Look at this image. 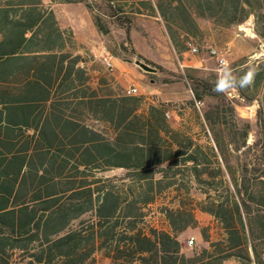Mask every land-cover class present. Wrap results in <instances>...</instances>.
<instances>
[{"label":"trees","instance_id":"16d2710c","mask_svg":"<svg viewBox=\"0 0 264 264\" xmlns=\"http://www.w3.org/2000/svg\"><path fill=\"white\" fill-rule=\"evenodd\" d=\"M49 2L0 0V264H12L16 251L21 264H91L97 251L111 264H222L233 257L249 264L244 219L251 232L252 216L242 199L243 212L235 200L233 214L223 202L217 211L202 209L225 236L210 242L202 233L209 249L190 257L181 253L177 236L195 222L191 211L165 210L171 232L144 226V207L175 188L181 166L204 185L217 176L209 172L204 148L172 129L162 106L144 111L140 98L107 90L100 79L94 85L87 60L78 53L85 47L59 26L51 5L83 2L96 29L107 33L92 7L85 0ZM105 2L103 16L124 25L128 39L133 17H160L177 52L200 36L199 20L229 28L251 18L254 34L264 41V0ZM260 67L264 70V63ZM255 79L262 82L264 71ZM259 114L263 131L264 94ZM204 120L210 123L209 117ZM211 140L223 154L219 137L211 134ZM208 151L215 158L212 148ZM115 169L124 175L103 176ZM224 170L240 196L243 179L227 164ZM217 171L222 180L221 167ZM263 176L257 178L262 187ZM209 192L207 200L214 204ZM184 213L188 219L180 223L176 218ZM251 249L254 263L261 264Z\"/></svg>","mask_w":264,"mask_h":264},{"label":"rangeland","instance_id":"374dc122","mask_svg":"<svg viewBox=\"0 0 264 264\" xmlns=\"http://www.w3.org/2000/svg\"><path fill=\"white\" fill-rule=\"evenodd\" d=\"M85 1L92 7L94 15L100 17L107 33L102 34L96 29L92 14L83 2L61 4L55 9L59 26L71 30L75 42L85 47V52L78 53L87 60L94 85L100 79L108 83L107 90L121 94L129 86L137 87L138 94L131 97L141 99V109L145 111L149 105L162 106L168 114L166 119L172 129L204 148L206 160L209 161V172L217 176L211 185H204L194 181L189 170L181 166V174L176 176L179 180L175 188L165 190L152 204L144 207V226L171 232L165 210L175 211L182 206L183 211H191L195 222L177 236L181 253L190 257L201 249H209L210 242L220 241L225 236L220 223L202 209L217 211L218 203L223 202V209L233 214L235 200L239 202L240 211L243 212L242 199L247 204L246 211L249 210L252 216L251 232L244 219L249 264H255L251 248L255 249L256 255L261 258V264H264V208L255 205V202L264 205V186L259 185L257 179L264 175V130L260 127L263 115L259 114L264 80L257 83L254 79L251 87L241 89L248 96L247 99L240 95L238 89L218 94L214 91L218 63L208 54L209 50H216L219 56L229 61L236 75H241L249 67L258 68L257 75L263 72L260 63H264V41L254 34L252 19L229 28H219L210 21L199 20L202 29L200 36L187 41L185 47L177 52L160 17H133L128 39L124 25L103 16L106 14L105 0ZM49 3V0H44L45 5ZM76 5L80 6L74 8ZM81 7L84 11L80 10ZM188 43L195 46L200 56L205 58L202 66L193 63L198 58L188 52ZM104 52L113 57V63L118 59L124 65L125 88L116 82L115 69L107 71L101 64L100 57ZM193 66L205 69H195ZM162 94L169 101L163 102ZM196 101H201L199 108L195 106ZM204 116L210 118L209 124L205 122ZM87 123L95 128H102L101 124L93 120H88ZM211 134L219 137L223 154L214 148ZM208 148H212L215 158ZM226 164L231 167L235 176L243 179L238 187L240 196L230 185L224 170ZM163 167L165 165L156 169ZM218 167L222 170V180L218 176ZM124 173L121 169H115L103 176L121 177ZM161 176L160 173L155 175L156 178ZM202 179L210 180L207 176ZM208 191L215 199L214 204L207 200ZM176 219L182 223L188 219L187 213ZM77 224L78 221L74 226ZM202 233L208 236L210 242L204 239ZM190 239L194 240L191 246L188 244ZM21 263V252H14L12 264ZM91 264H111V261L103 252L97 251ZM222 264H242V261L233 257Z\"/></svg>","mask_w":264,"mask_h":264},{"label":"clouds","instance_id":"9594fccd","mask_svg":"<svg viewBox=\"0 0 264 264\" xmlns=\"http://www.w3.org/2000/svg\"><path fill=\"white\" fill-rule=\"evenodd\" d=\"M259 69L249 67L241 75H236L227 59H221L216 68V80L214 91L218 94H226L233 89H247L252 86Z\"/></svg>","mask_w":264,"mask_h":264},{"label":"built area","instance_id":"2783aa9c","mask_svg":"<svg viewBox=\"0 0 264 264\" xmlns=\"http://www.w3.org/2000/svg\"><path fill=\"white\" fill-rule=\"evenodd\" d=\"M188 52L193 56V57H197V61L202 64L205 62V58L200 56L199 54V51L198 49L191 45L190 43H188ZM208 54L211 58H215L217 63H219V61L221 59H224L223 57L219 56L218 52L214 49L212 50H209L208 51ZM100 61H101V64L104 66V68L107 70V71H110L112 72L114 70V64H113V57L111 55H109L108 52H104V54L100 57ZM124 95L125 96H136L138 94V88L135 87V86H129L127 87L124 91ZM195 106L197 108H199L201 106V101H196L195 102ZM165 116L168 118V114L165 113ZM193 239H190L188 241V244L191 246L193 244Z\"/></svg>","mask_w":264,"mask_h":264},{"label":"crops","instance_id":"0c3cea01","mask_svg":"<svg viewBox=\"0 0 264 264\" xmlns=\"http://www.w3.org/2000/svg\"><path fill=\"white\" fill-rule=\"evenodd\" d=\"M59 5H61V4H53V5H51V8L53 9V11H54V14H55V17H56V19H57V13H56V9H55V7L56 6H59ZM78 6H80V5H76V7H74V8H78ZM80 10H82V11H84V9H82V7H81V9ZM86 15H87V13H85ZM57 21H58V19H57ZM59 24V23H58ZM194 62H196V63H199L198 61H193V63ZM114 64V69H115V72H114V78H115V80H116V82L121 86V87H123V88H125V85H126V79H125V67H124V65L118 60V59H115V63H113ZM200 64V63H199ZM201 66H202V64H200ZM193 68H195V69H202V70H204L205 68H200V67H194L193 66ZM114 71V70H113ZM162 98H163V102H165V101H169V99H168V97L166 96V95H164V94H162Z\"/></svg>","mask_w":264,"mask_h":264}]
</instances>
